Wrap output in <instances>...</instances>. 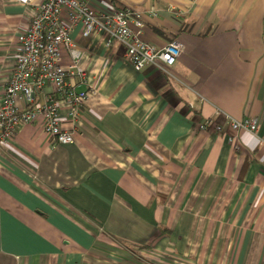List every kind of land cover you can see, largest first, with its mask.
<instances>
[{"label":"crops","instance_id":"1","mask_svg":"<svg viewBox=\"0 0 264 264\" xmlns=\"http://www.w3.org/2000/svg\"><path fill=\"white\" fill-rule=\"evenodd\" d=\"M42 1L0 0V102ZM94 6L141 13L140 39L177 41L180 55L168 73L136 71L118 41L83 36L63 14L86 73L69 82L89 97L78 121L60 110L71 144L52 142L41 117L0 142V264L123 263V247L129 258L264 264V0ZM244 118L255 133L230 128Z\"/></svg>","mask_w":264,"mask_h":264},{"label":"built area","instance_id":"2","mask_svg":"<svg viewBox=\"0 0 264 264\" xmlns=\"http://www.w3.org/2000/svg\"><path fill=\"white\" fill-rule=\"evenodd\" d=\"M19 1L22 4L30 2ZM100 1L43 0L27 29L17 36L15 64L0 102V142L13 140L20 125L41 117L43 130L52 142L72 143L71 132L62 125L60 110L66 105L69 120L72 123L78 121L90 92L79 91L69 82L74 77L84 84L86 73L80 64L81 51L71 38L69 28L62 23L64 13L68 14L72 24L82 26L83 36L102 33L108 43L118 41L136 71L153 67L168 73L175 64L181 51L179 42L172 41L161 49L150 46L139 37V30L143 28L141 13L118 7L100 13L94 6ZM65 57L69 60L67 64L63 61ZM46 86L51 87L52 92L46 101L38 103L36 93ZM17 99L24 102L25 108L17 107ZM215 128L220 130V127ZM230 128L255 133L256 119L231 121Z\"/></svg>","mask_w":264,"mask_h":264},{"label":"rangeland","instance_id":"3","mask_svg":"<svg viewBox=\"0 0 264 264\" xmlns=\"http://www.w3.org/2000/svg\"><path fill=\"white\" fill-rule=\"evenodd\" d=\"M109 244V243H108ZM110 246V245H109ZM112 247V246H111ZM115 249H117L116 247H114ZM141 250V249H138ZM120 251H123V263H121L120 261H122L120 258H117L115 256H111L110 259L109 258H105L106 263H102L101 259V263L100 264H190L186 261H184L183 259H179V258H167V257H163V256H158V255H154L151 254L149 252H142L141 251H134L136 252V257H130L127 255V250L123 248H121ZM129 259V261H128ZM130 260H133V262H130Z\"/></svg>","mask_w":264,"mask_h":264},{"label":"trees","instance_id":"4","mask_svg":"<svg viewBox=\"0 0 264 264\" xmlns=\"http://www.w3.org/2000/svg\"><path fill=\"white\" fill-rule=\"evenodd\" d=\"M112 5H117L120 3V0H109Z\"/></svg>","mask_w":264,"mask_h":264},{"label":"clouds","instance_id":"5","mask_svg":"<svg viewBox=\"0 0 264 264\" xmlns=\"http://www.w3.org/2000/svg\"><path fill=\"white\" fill-rule=\"evenodd\" d=\"M244 147L250 148L251 146L249 144H247V143H244Z\"/></svg>","mask_w":264,"mask_h":264}]
</instances>
